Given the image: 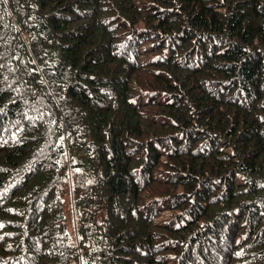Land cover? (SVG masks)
Here are the masks:
<instances>
[{"label":"trees","instance_id":"obj_1","mask_svg":"<svg viewBox=\"0 0 264 264\" xmlns=\"http://www.w3.org/2000/svg\"><path fill=\"white\" fill-rule=\"evenodd\" d=\"M0 264H264V0H0Z\"/></svg>","mask_w":264,"mask_h":264}]
</instances>
